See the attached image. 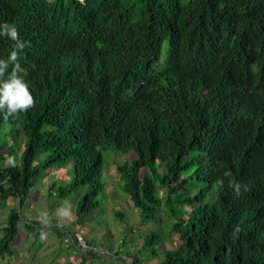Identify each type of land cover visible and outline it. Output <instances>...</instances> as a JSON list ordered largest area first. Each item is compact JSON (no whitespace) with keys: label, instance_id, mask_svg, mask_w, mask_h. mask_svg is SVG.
<instances>
[{"label":"trees","instance_id":"obj_1","mask_svg":"<svg viewBox=\"0 0 264 264\" xmlns=\"http://www.w3.org/2000/svg\"><path fill=\"white\" fill-rule=\"evenodd\" d=\"M5 22L29 45L20 76L35 107L15 120L0 112V201L18 205L2 227L0 264L17 257L36 180L71 161L70 186L54 178L48 191L85 186L82 224L102 206L113 148L134 153L116 170L142 221L160 207L178 235L156 264H264V0H0ZM13 45L0 36V59ZM32 217L24 226L38 251L47 227ZM163 238L162 229L146 232L149 258ZM80 251L78 263H61L96 255ZM138 253L132 262L141 264ZM115 255L126 260L119 251L99 257Z\"/></svg>","mask_w":264,"mask_h":264},{"label":"rangeland","instance_id":"obj_2","mask_svg":"<svg viewBox=\"0 0 264 264\" xmlns=\"http://www.w3.org/2000/svg\"><path fill=\"white\" fill-rule=\"evenodd\" d=\"M19 156V154L17 155ZM45 153H39L36 161L43 160ZM134 153H121L120 151L109 150L104 153V189L99 195L102 206L95 208L89 213L83 214V223H77V203L82 194L86 191L85 186H81L77 190L66 193L63 197L58 196L57 190L49 195V187L54 178L58 179V183L68 188L73 177V163L60 162L55 164L47 173L43 174L44 178L36 180V184L31 189L26 204L22 208V213L26 218L31 219L32 215L36 218L42 211H47L51 218V226L45 229L47 238L43 240V244L38 251L30 248V244L35 242L34 235H29V231L24 226L25 217L19 221V236L13 244L16 249L17 257L11 259L9 264H62L61 262L78 263L76 258L65 261L64 257L69 252V246H66L64 238L78 229L81 231L88 242L95 244L100 248L117 249L120 257L100 258L99 256L89 254V264H136L131 254L140 250L138 253L141 264H156L163 258L164 248H172L178 246L180 241L176 233L171 232V217L166 215L160 207L157 210L155 220L143 222L139 216V211L130 200L129 195L120 187L119 174L116 170L118 162L132 160ZM8 163V160L5 161ZM164 167L162 165L161 172ZM173 185V184H172ZM176 185V184H175ZM173 185V186H175ZM160 195L163 196L162 190ZM61 198V199H59ZM71 205L73 216L70 220H63L55 215L56 210L64 205ZM61 203V204H60ZM12 207H17L14 200L0 201V235L2 227L6 224L8 212ZM117 211L125 214V219H121L116 215ZM25 218V219H24ZM66 224V226H64ZM162 229L163 244L156 247L157 256L150 257V250L143 248L144 237L148 230ZM75 232V231H74ZM73 233V232H72ZM90 240V241H89ZM41 241V240H40ZM159 251V252H158ZM81 251L69 252V257L79 255ZM159 253V254H158ZM113 256V255H112ZM80 259L84 257L82 254ZM129 262V263H128Z\"/></svg>","mask_w":264,"mask_h":264},{"label":"clouds","instance_id":"obj_3","mask_svg":"<svg viewBox=\"0 0 264 264\" xmlns=\"http://www.w3.org/2000/svg\"><path fill=\"white\" fill-rule=\"evenodd\" d=\"M0 36L14 42L13 50L10 52L8 58L6 60L0 59V112L3 113L5 121L10 118L15 120L19 117L20 113H26L29 109L35 107V100L30 91L29 84L20 76V73L24 71L21 66V61L24 59L22 53L29 45L21 39L19 31L14 24L6 22L0 24ZM8 163L15 167V158L9 156ZM230 186L234 188L237 195L240 194L241 186L238 183L233 182ZM55 215L63 220H70L73 216L71 205L66 202L56 210ZM37 219L46 227L51 226V218L47 211L40 212ZM46 238V233L41 232V241Z\"/></svg>","mask_w":264,"mask_h":264},{"label":"built area","instance_id":"obj_4","mask_svg":"<svg viewBox=\"0 0 264 264\" xmlns=\"http://www.w3.org/2000/svg\"><path fill=\"white\" fill-rule=\"evenodd\" d=\"M66 245L74 243L75 246L79 247L82 251H90L98 256H111L114 255L118 250L110 248H98L96 245H92L88 242L82 232L75 231L69 234V237L64 238Z\"/></svg>","mask_w":264,"mask_h":264},{"label":"crops","instance_id":"obj_5","mask_svg":"<svg viewBox=\"0 0 264 264\" xmlns=\"http://www.w3.org/2000/svg\"><path fill=\"white\" fill-rule=\"evenodd\" d=\"M31 218L34 219L32 216H31ZM64 226H66V224H65ZM66 227H67V226H66ZM78 230H79V228H78V229L76 228V229H74L73 231H78ZM80 232H81V231H80ZM89 241H90V240H89ZM91 242H92V241H91ZM91 242H90V243H91ZM69 252H75V249H74V248H69ZM69 252L67 253V255H65L66 258H67V257L70 258V259H72V258H76L78 261L80 260V257H78V256H81L80 254H79L78 256L75 255L74 257H72V256L69 257V256H70V255L68 256ZM85 255L89 256V254H85ZM65 257H64V258H65Z\"/></svg>","mask_w":264,"mask_h":264}]
</instances>
